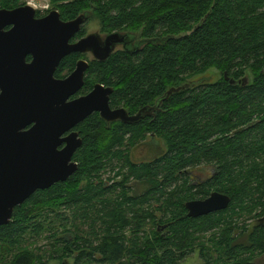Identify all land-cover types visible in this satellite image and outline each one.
Returning a JSON list of instances; mask_svg holds the SVG:
<instances>
[{"label":"trees","instance_id":"trees-1","mask_svg":"<svg viewBox=\"0 0 264 264\" xmlns=\"http://www.w3.org/2000/svg\"><path fill=\"white\" fill-rule=\"evenodd\" d=\"M52 1L60 5L63 20L93 13L108 33L133 27L148 40L137 54L119 51L105 61L93 60L82 93L101 83L114 88L111 106L128 107L131 114L161 99L165 107L154 120L108 124L94 113L79 124L75 129L84 139L74 155L79 170L67 181L34 193L15 209L9 224L0 226V264H48L25 249L24 242L54 230L49 259L62 264L71 258L73 264H127V257L136 260L133 264H182L198 246L207 248L202 251L207 255L204 264H256L257 252H264V226L257 223L251 231H242L247 237H239L233 223L240 214L251 213L250 201L257 204L250 195L254 190L261 192L260 201L264 198V0ZM23 5L0 0V9ZM80 57L67 56L55 76L71 73ZM211 70L219 78L211 80ZM192 79L198 83L190 85ZM173 88L179 90L167 95ZM149 135L164 141L166 154L134 163L132 147ZM201 164L216 171L204 182L191 184L188 169ZM109 169L115 171L110 186L103 180ZM245 171L249 178L240 186ZM129 178L144 184V192L133 195ZM214 191L231 196L229 208L189 217L185 204ZM154 203L160 205L156 210ZM95 206L91 218L86 210ZM157 211L164 215L160 220ZM103 216L113 219L107 237L94 229L90 238L84 237L83 227L89 222L87 226L94 227ZM149 218L160 222L154 239L135 233L129 243L126 230L140 229ZM61 227L65 230L58 234ZM220 228L219 240L214 236L206 243L205 235ZM17 248L22 251L9 255Z\"/></svg>","mask_w":264,"mask_h":264},{"label":"water","instance_id":"water-1","mask_svg":"<svg viewBox=\"0 0 264 264\" xmlns=\"http://www.w3.org/2000/svg\"><path fill=\"white\" fill-rule=\"evenodd\" d=\"M89 16L82 13L66 21L57 10L38 17L30 5L0 9V226L9 224L15 209L34 193L67 181L79 170L74 155L83 138L75 128L89 116L98 112L108 123H133L149 111L130 115L123 107L113 109L114 88L101 83L76 97L85 85L86 60L68 77L55 76L70 54L91 52L105 61L125 41L117 32L104 41L90 34L73 42ZM231 200L228 194L213 192L185 206L188 216L197 218L228 208Z\"/></svg>","mask_w":264,"mask_h":264},{"label":"rangeland","instance_id":"rangeland-1","mask_svg":"<svg viewBox=\"0 0 264 264\" xmlns=\"http://www.w3.org/2000/svg\"><path fill=\"white\" fill-rule=\"evenodd\" d=\"M19 2H21L24 5H29V3H32V7H34L35 9H37V12L39 14H41L42 16H46L49 12L53 11V10H57L60 12L59 6L56 3H53L52 0H19ZM66 3V2H64ZM31 6V5H30ZM84 13V12H83ZM68 21V20H67ZM84 28V36H88L90 34H100L102 37H105L108 34V29L104 28L99 20V18H97L96 16L93 15V13H91V15L89 16L87 22L85 23V25L83 26ZM129 31L126 32H134L137 33L136 35H138V38H142L143 36L141 35V32H139L138 30H135L133 27L127 29ZM123 32V33H126ZM122 48V47H119ZM123 51V50H120ZM116 53V51H115ZM89 59H92L91 55H87ZM207 75L212 76L213 78H211V80H216L217 78H219V74L215 71V70H211L207 73ZM87 76V75H86ZM198 78V77H195ZM194 78V79H195ZM124 108V107H123ZM128 107H125V109H127ZM129 109V108H128ZM127 109V111H129ZM116 122H120V121H113L110 122L108 124L111 123H116ZM151 136L149 135V137L141 142H139V144H137L136 146L132 147V151H131V158L132 161L134 163H148L151 162L153 160H155L156 158L161 157L159 155V152H162L164 154H166V150H168V148L166 147L165 143L163 140H160L158 138H155L154 140L157 141L158 143H151L153 141L152 138H150ZM129 139V137H127V140ZM84 140V139H83ZM159 144V145H158ZM117 171V168H116ZM216 171L215 166H211L208 164H201L195 168H190L188 169V173L187 175L189 176L188 178H190V183L191 184H199L204 182L206 179H209L210 177H212L213 173ZM249 171H245V176L243 179H240V182L238 183L240 186H242L246 180L249 178ZM115 176V171L112 172V170H108V172L106 174H104L103 176V180L106 182L108 181V186L113 185L115 183V179H113ZM98 180H101V178H99ZM123 180L122 177L118 178L117 181L121 182ZM129 182V186H131L133 188V195H135L136 193H143L145 190V185L142 183H139L137 181L132 180V179H128ZM86 185L85 183H82L81 186ZM255 185V184H253ZM252 185V186H253ZM177 186L176 183L173 184V188H175ZM256 188V185L253 187ZM251 189V187H250ZM259 189L254 190L253 193H251L250 195H254V199L258 200L257 204H254V202L250 201L249 206L250 209L248 208V210L251 211V213L247 212V214L244 216L240 214V216L235 217L237 221H235L234 227H236V229L234 230V235L238 236L239 234L243 233L242 231H246L249 232L251 231L255 225L257 223H259L258 219H261L264 216V206H261L264 204V198L260 201V198H257V196H259L258 193L261 192H257ZM214 192H218V191H214ZM213 193V192H212ZM231 197V196H230ZM245 197V196H244ZM232 199V198H231ZM232 202V200H231ZM231 204V203H230ZM147 206V205H146ZM155 210L160 207V205L158 203H154L153 204ZM98 207V206H97ZM150 207V206H149ZM258 207V209H257ZM146 208V207H145ZM229 208V207H228ZM252 208H254L253 212H252ZM88 210H86V213H88L91 218H94L96 213H97V209L96 206L94 208L91 209V207H87ZM227 209V208H226ZM225 210V209H224ZM240 210V209H239ZM66 211V210H63ZM222 211V210H219ZM157 214V218L156 220H160L162 218L163 213L160 211L156 212ZM67 215L71 216V213H68ZM206 216V215H204ZM113 217V216H110ZM72 218V217H71ZM108 218V220H106ZM114 218V217H113ZM102 221H97L96 223H94V227L89 228L87 225L83 227L85 233H84V237L86 238H90V235H92V230H96V232L98 234L102 233V235L100 237H102L104 235V237H107L108 235V231L109 228H112V223H113V219L109 218V216H103ZM108 223V225L106 224ZM160 222L157 221H152L150 218L147 219L144 223V225L138 229V230H133V229H127L125 236L126 239L129 243H131V239H133L136 235L138 234L139 236H148L150 239H154V230H155V226L156 224H159ZM239 225L240 227H242L241 229H243V226H246L247 228L245 230H241L240 228H238ZM162 228V230L159 229L158 227V231L160 230L161 233H165V229L166 226L162 225L160 226ZM65 228L70 229L71 226H67ZM65 228H60L58 234L62 233V231L65 230ZM108 228V230H107ZM220 229H213L212 231H210L209 233H207L205 236L207 238H205V242L206 243H211V239H213V237L215 236L216 240H219L218 237H220V235L222 234L223 230ZM57 231V230H56ZM55 230L53 232L50 231H45V235L42 236H30L26 239V242H24V248L25 249H31L33 251V253H35L37 256H41V258L43 259V261H49L48 264H62L60 260H51L49 259L52 255H53V247L51 246L53 244L54 239L50 238L54 232H56ZM107 231V233H106ZM106 233V234H105ZM246 235V237L249 235V233H245V234H241L242 237ZM83 237V236H82ZM201 240V239H200ZM203 240V239H202ZM132 245V244H130ZM207 248L202 249L200 246L196 247V251L193 252L190 256H188L183 262L182 264H204V257L207 256L206 254H204L202 251L207 252L206 250ZM20 251H22V248H17V249H13L9 255L14 256L17 255ZM214 252V250H211L208 252V254ZM5 258V257H4ZM125 263L127 264H133L136 262V260L134 261V259H132V257H127V259H125ZM255 262L256 264H264V252H257L256 254V258H255ZM69 264H73L74 263V259L71 258L69 259ZM123 263V262H122ZM213 264H217V262H213Z\"/></svg>","mask_w":264,"mask_h":264},{"label":"flooded vegetation","instance_id":"flooded-vegetation-1","mask_svg":"<svg viewBox=\"0 0 264 264\" xmlns=\"http://www.w3.org/2000/svg\"><path fill=\"white\" fill-rule=\"evenodd\" d=\"M84 28H82V30H83ZM81 30V31H82ZM81 31L75 36V38L72 40L73 42H77V41H79V40H81V39H83L84 37H86V35L85 36H81L80 38H77V36L81 33ZM126 31H129V30H123V31H114V32H112V33H121V34H123V35H125L126 36V39H125V41L123 42V43H121V44H117V46L115 47V50H114V52L110 55V56H112L114 53H115V51L116 52H119L120 50H123L122 52H125V51H127L129 54H137V53H139L146 45H147V39H144V38H138V35H136L137 33H130V32H126ZM123 32H126V33H123ZM112 33H108L105 37H102L100 34V37H101V40H103L104 41V39L109 35V34H112ZM165 39H159V42H163ZM158 40H153V42L154 43H156ZM119 47H122V48H119ZM72 54H81L82 56H84V57H80L79 59H78V61H77V63L80 61V60H86V61H88L89 62V64H90V66H91V63H92V61L93 60H96V61H101V60H98L97 58H95V56L91 53V52H87V53H72ZM72 54H70V55H72ZM91 55L92 56V59H89L88 58V56L87 55ZM109 56V57H110ZM77 63H76V66H75V69H76V67H77ZM90 66H89V68H90ZM89 68H88V70H89ZM75 69L71 72V73H69L67 76H65L64 78H66V77H68L70 74H72L74 71H75ZM87 70V71H88ZM87 71H86V75H87ZM247 80V79H246ZM85 83H86V77H85ZM190 83H192L193 84V79L190 81ZM97 84V83H96ZM96 84H94V86L96 85ZM94 86H93V88H94ZM193 86V85H192ZM84 87H85V85H84ZM84 87L82 88V90L79 92V94H77V96L76 97H79V96H83V95H87L88 93H90L92 90H93V88L91 89V90H89L87 93H82V91H83V89H84ZM113 95V94H112ZM111 95V96H112ZM110 104H111V97H110ZM163 99L161 100V103H156V104H154V105H151V106H149V107H143V108H141V109H139V111L140 110H142V109H144V108H148V112L147 113H145L144 114V116H143V118L142 119H144V118H146V117H148V118H151V117H153L152 119L154 120V119H156L158 116H157V112L159 111V110H162L163 109V107H165V106H163ZM113 109H118V108H122L121 106H117V107H113V106H111ZM125 108V107H124ZM127 110V109H126ZM138 111V112H139ZM129 112V111H128ZM138 112L137 113H135V114H131V113H129L130 115H136V114H138ZM96 113H98V112H96ZM100 114V113H99ZM101 116V115H100ZM142 119H140V120H142ZM138 122V121H137ZM152 122V121H151ZM83 123V122H82ZM133 123H135V122H133ZM81 124V123H80ZM76 130V129H75ZM78 131V130H77ZM79 132V134H80V136L82 137V135H81V133H80V131H78ZM83 138V137H82ZM150 138H152L153 139V141L151 142V143H158L157 141H155L154 139L155 138H157L155 135H151V137ZM159 139V138H158ZM161 140V139H160ZM83 144H84V140H83ZM159 145V144H158ZM83 146V145H82ZM167 151V150H166ZM159 155L160 156H163V155H165L164 153H162V152H159ZM259 220V223H261V225H263L264 226V217H262L261 219H258ZM258 223V224H259Z\"/></svg>","mask_w":264,"mask_h":264},{"label":"built area","instance_id":"built-area-1","mask_svg":"<svg viewBox=\"0 0 264 264\" xmlns=\"http://www.w3.org/2000/svg\"><path fill=\"white\" fill-rule=\"evenodd\" d=\"M29 5L33 6L32 3H29ZM37 10V9H36Z\"/></svg>","mask_w":264,"mask_h":264},{"label":"bare ground","instance_id":"bare-ground-1","mask_svg":"<svg viewBox=\"0 0 264 264\" xmlns=\"http://www.w3.org/2000/svg\"><path fill=\"white\" fill-rule=\"evenodd\" d=\"M155 38V37H154ZM187 84V83H186Z\"/></svg>","mask_w":264,"mask_h":264}]
</instances>
